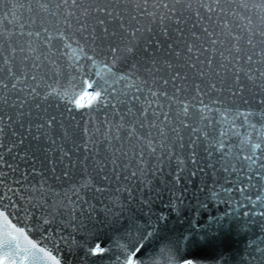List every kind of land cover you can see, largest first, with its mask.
<instances>
[{
    "label": "snow or ice",
    "instance_id": "1",
    "mask_svg": "<svg viewBox=\"0 0 264 264\" xmlns=\"http://www.w3.org/2000/svg\"><path fill=\"white\" fill-rule=\"evenodd\" d=\"M233 192L264 221V0H0V264H202Z\"/></svg>",
    "mask_w": 264,
    "mask_h": 264
},
{
    "label": "water",
    "instance_id": "2",
    "mask_svg": "<svg viewBox=\"0 0 264 264\" xmlns=\"http://www.w3.org/2000/svg\"><path fill=\"white\" fill-rule=\"evenodd\" d=\"M217 191H220L219 187H217ZM230 195L229 202H223L228 201V196L222 195L220 202L212 201L207 209L201 211L199 217L201 224H204L209 216H223L227 213L226 224L218 233L210 237L208 242L193 244L184 253L186 257L202 262V264H216L221 257L224 258L226 264H244L247 252L250 251L249 244L264 240V230H262L264 221L255 216L245 218L239 209L233 212V209L236 208V201H243L244 197L243 194L236 192ZM186 215L191 216V213H186ZM172 221L169 224L171 229L169 234L183 232L187 228L186 223L174 222L175 217L172 218ZM162 235H167V232ZM34 238L37 237L34 236ZM161 246L160 238L153 239L142 250L143 254L147 255L155 250L158 251ZM62 255L65 261L77 258V254L67 250Z\"/></svg>",
    "mask_w": 264,
    "mask_h": 264
}]
</instances>
